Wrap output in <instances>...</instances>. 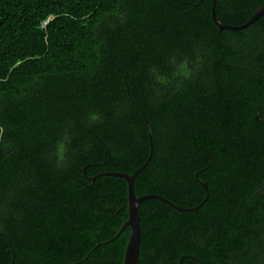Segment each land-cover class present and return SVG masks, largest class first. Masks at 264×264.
<instances>
[{
  "label": "trees",
  "instance_id": "1",
  "mask_svg": "<svg viewBox=\"0 0 264 264\" xmlns=\"http://www.w3.org/2000/svg\"><path fill=\"white\" fill-rule=\"evenodd\" d=\"M210 2L0 0V264H122L149 133L138 264H264V14Z\"/></svg>",
  "mask_w": 264,
  "mask_h": 264
},
{
  "label": "water",
  "instance_id": "2",
  "mask_svg": "<svg viewBox=\"0 0 264 264\" xmlns=\"http://www.w3.org/2000/svg\"><path fill=\"white\" fill-rule=\"evenodd\" d=\"M262 14H264V7L260 6L247 18V20L244 23L237 25V26L227 25V24L221 23L220 21L216 19L215 0H211L210 2V18L212 19L213 23L217 26L219 30H222V29L238 30V29L245 28L248 25H250L256 18L261 16ZM151 153H152V139L149 133V154H148L146 161L139 168H137L132 174H127L125 172H120V171L104 173L106 175L122 178L126 182L127 217L121 223L117 232L110 239L105 241V242H109L113 240L123 231V229L126 226L129 227V236L127 238V241H126V244L123 250L122 264H138L141 235H140L139 221L137 217V207L142 200L147 199V198H155V199H158L166 203L167 205L172 206L173 208H176L177 210H182V208L177 207L176 205L172 204L170 201H168L164 197L158 194H155V193H147V194L140 195V196L135 195L134 190H133V179L138 174V172L141 169H143V167L146 165V163L151 157ZM201 185L206 189L205 182H201ZM262 188H264V186ZM205 200H206V197L203 199V201ZM192 209L194 210L195 208H192ZM99 244L100 243H97V245ZM180 260L181 259L178 260V264H180ZM12 262H13V256L9 264H11Z\"/></svg>",
  "mask_w": 264,
  "mask_h": 264
},
{
  "label": "flooded vegetation",
  "instance_id": "3",
  "mask_svg": "<svg viewBox=\"0 0 264 264\" xmlns=\"http://www.w3.org/2000/svg\"><path fill=\"white\" fill-rule=\"evenodd\" d=\"M255 117H257V115L255 116ZM206 198H207V195H206ZM129 228V227H128ZM196 258V257H195Z\"/></svg>",
  "mask_w": 264,
  "mask_h": 264
},
{
  "label": "bare ground",
  "instance_id": "4",
  "mask_svg": "<svg viewBox=\"0 0 264 264\" xmlns=\"http://www.w3.org/2000/svg\"><path fill=\"white\" fill-rule=\"evenodd\" d=\"M184 49V48H183ZM217 109V108H216ZM97 132V131H96ZM98 141V140H97ZM150 160V159H149ZM126 202V201H125Z\"/></svg>",
  "mask_w": 264,
  "mask_h": 264
}]
</instances>
